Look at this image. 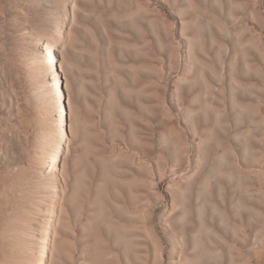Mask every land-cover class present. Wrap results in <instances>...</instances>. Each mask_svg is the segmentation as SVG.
I'll return each instance as SVG.
<instances>
[{
    "label": "rangeland",
    "instance_id": "374dc122",
    "mask_svg": "<svg viewBox=\"0 0 264 264\" xmlns=\"http://www.w3.org/2000/svg\"><path fill=\"white\" fill-rule=\"evenodd\" d=\"M47 222L46 264H264V0H0V264Z\"/></svg>",
    "mask_w": 264,
    "mask_h": 264
},
{
    "label": "bare ground",
    "instance_id": "6f19581e",
    "mask_svg": "<svg viewBox=\"0 0 264 264\" xmlns=\"http://www.w3.org/2000/svg\"><path fill=\"white\" fill-rule=\"evenodd\" d=\"M55 25L57 26L56 32L49 36L48 43L45 42L44 40L40 41L38 44V48H40V51L41 50L44 51V54H42L40 56L42 63L49 70L56 69V73H58V71H60L57 69V66L59 64V60H57L55 54L57 52V44H58V37L57 36L59 33L62 32L61 20H57V23ZM53 78L56 79V76L53 77V75H52V77H50V80L53 81L54 80ZM53 83H54V81H53ZM63 129H60L59 131L56 132L54 140H53V145L49 149L48 154H47L46 170H48L52 174L59 171V162H60L61 157H62L61 156L62 155L61 148H62V145L64 143V139H65L64 136H62ZM43 172H45V170H43ZM42 233H43L42 250L40 252V259L37 261L36 264H46L45 260H47L49 257V252H50L49 251V242L52 240V237L54 236V231H53V228L50 225V223L47 222L45 224Z\"/></svg>",
    "mask_w": 264,
    "mask_h": 264
}]
</instances>
